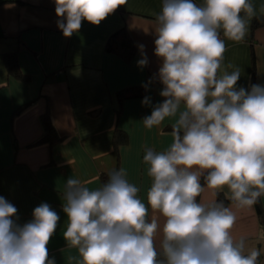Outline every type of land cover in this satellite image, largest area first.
Segmentation results:
<instances>
[{"label": "clouds", "instance_id": "clouds-1", "mask_svg": "<svg viewBox=\"0 0 264 264\" xmlns=\"http://www.w3.org/2000/svg\"><path fill=\"white\" fill-rule=\"evenodd\" d=\"M126 2L55 0L56 15L64 18L57 26L71 37L82 21L99 25ZM255 14L251 0H163L155 55L163 61L158 77L164 100L143 123L151 128L176 117L173 143L164 152L145 150L152 178L147 206L123 169L109 173L97 189L67 181L64 237L82 264H257L260 251L246 255L244 240H234L236 216L224 201L198 202L202 177L237 208H253L264 196V85L237 89L241 70H223L221 38L222 32L243 42ZM147 63L146 56L138 61ZM16 213L0 197V264H55L47 245L59 215L41 204L20 225Z\"/></svg>", "mask_w": 264, "mask_h": 264}, {"label": "crops", "instance_id": "crops-1", "mask_svg": "<svg viewBox=\"0 0 264 264\" xmlns=\"http://www.w3.org/2000/svg\"><path fill=\"white\" fill-rule=\"evenodd\" d=\"M251 2L254 17L264 15V0ZM195 3L202 5L203 0ZM162 4L163 0H127L99 25L82 21L78 32L65 37L57 26L64 18L57 17L55 0H0V197L17 209L20 225L30 222L41 204L59 215L47 245L48 258L55 264H82L78 250L64 237L67 181L79 179L89 189H97L103 174L123 169L147 206L152 178L143 160L145 150L164 152L173 143L176 117H166L151 128L143 123L164 100L158 77L163 61L155 55L156 17ZM254 17L241 43L221 32L226 46L223 70H241L237 89H250L253 81L264 85V25L252 35ZM123 26L138 49L129 59L106 49L110 36ZM144 56L147 65H138ZM7 57L16 60L26 79L10 72ZM140 86L146 89L144 96L119 102V91ZM145 97L150 100L147 105L142 103ZM46 112L61 140L37 144L45 134L42 115ZM118 129L126 133L128 142L116 149ZM216 198L215 190L206 185L198 202L208 206ZM261 202L264 210V196ZM227 207L236 216L232 236L244 240V253L261 249L264 220L256 205L237 208L231 202Z\"/></svg>", "mask_w": 264, "mask_h": 264}, {"label": "trees", "instance_id": "trees-1", "mask_svg": "<svg viewBox=\"0 0 264 264\" xmlns=\"http://www.w3.org/2000/svg\"><path fill=\"white\" fill-rule=\"evenodd\" d=\"M264 25V15L261 16H256L253 19L252 23V35L253 32L258 29L259 27ZM106 49L109 52L117 53L124 58H131L134 56L137 52V46L135 44V41L131 35V32L127 28V26H123L120 29H118L116 32H114L106 45ZM7 66L10 72L17 78L21 79H26V76L21 73V71L18 68L17 62L13 57H7ZM255 64V60H253ZM254 84V81L252 82ZM146 93V89L143 86L140 87H128L126 89H123L117 93V97L119 102H123L125 99L128 98H133V97H142ZM42 122L44 125L45 129V134L44 136L37 141V144H42V143H55L57 141L61 140V137L58 135L55 126L52 122V119L50 117L49 113H44L42 115ZM128 142V137L125 132L121 130H116L114 134V145L115 148H119L121 145H124ZM109 178V173L108 174H103L101 177L102 180V185L107 182ZM201 184L202 186L205 185L206 183L203 179L201 178ZM224 201L225 205L227 206L229 203L232 201L227 198V196L223 193L220 192L217 194L216 202L218 201ZM256 208L258 211V215L263 222L264 220V210L261 202V198L259 202L256 204ZM263 246H264V234H263ZM260 251V250H259ZM249 253H246V255ZM257 264H264V254L261 253L260 251V256L258 258Z\"/></svg>", "mask_w": 264, "mask_h": 264}, {"label": "rangeland", "instance_id": "rangeland-1", "mask_svg": "<svg viewBox=\"0 0 264 264\" xmlns=\"http://www.w3.org/2000/svg\"><path fill=\"white\" fill-rule=\"evenodd\" d=\"M261 251L262 254H264V246L261 249H258Z\"/></svg>", "mask_w": 264, "mask_h": 264}]
</instances>
